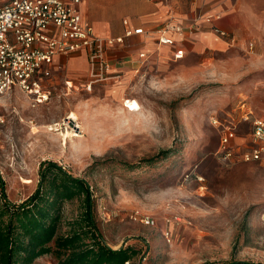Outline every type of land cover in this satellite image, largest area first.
Returning <instances> with one entry per match:
<instances>
[{
    "label": "rangeland",
    "instance_id": "1",
    "mask_svg": "<svg viewBox=\"0 0 264 264\" xmlns=\"http://www.w3.org/2000/svg\"><path fill=\"white\" fill-rule=\"evenodd\" d=\"M213 47L153 63L122 87L51 83L42 103L18 89L0 95L8 197L28 198L41 163L56 161L88 180L105 240L141 251L126 264L264 263V163L218 153L226 126L236 127L238 148L248 143L243 102L264 117V67L240 47ZM79 208L64 203L62 232ZM33 264L58 259L45 254Z\"/></svg>",
    "mask_w": 264,
    "mask_h": 264
},
{
    "label": "built area",
    "instance_id": "2",
    "mask_svg": "<svg viewBox=\"0 0 264 264\" xmlns=\"http://www.w3.org/2000/svg\"><path fill=\"white\" fill-rule=\"evenodd\" d=\"M80 1L0 0V95L18 89L38 103L48 101L52 95L49 82L52 72L48 66L56 55L79 50L88 52L89 77L80 84L86 90L122 77L121 72L114 70L108 52L122 45L126 37L145 33L144 28L127 29L124 35L116 37L99 35L78 9ZM199 19L197 16L189 25H183L170 18L159 27V43L173 45L177 37L186 38L193 33ZM212 30L221 37H230L219 27ZM183 57L184 50L178 49L175 58ZM76 85L66 81L68 88ZM241 107L242 120L250 123L248 143L238 148L236 127L226 126L218 153L230 162L238 159L264 163V117L255 116L245 102ZM140 219L146 224L152 221L150 216Z\"/></svg>",
    "mask_w": 264,
    "mask_h": 264
},
{
    "label": "crops",
    "instance_id": "3",
    "mask_svg": "<svg viewBox=\"0 0 264 264\" xmlns=\"http://www.w3.org/2000/svg\"><path fill=\"white\" fill-rule=\"evenodd\" d=\"M77 7L99 35L116 37L127 29L145 30L126 37L122 45L109 50L112 66L122 77L97 86L122 87L153 63L179 62L191 52L213 46L245 49L256 67H264V0H81ZM213 14L215 17H207ZM197 16L200 19L196 28L186 38L177 37L173 45L159 43L162 23L173 17L176 22L189 25ZM213 27L227 31L230 37L215 34ZM178 49L184 50L183 58H175ZM48 68L52 72L49 82L54 86L67 80L84 83L89 77L88 52L58 54Z\"/></svg>",
    "mask_w": 264,
    "mask_h": 264
},
{
    "label": "trees",
    "instance_id": "4",
    "mask_svg": "<svg viewBox=\"0 0 264 264\" xmlns=\"http://www.w3.org/2000/svg\"><path fill=\"white\" fill-rule=\"evenodd\" d=\"M153 160V159H149ZM36 190L21 202L12 201L0 177V264H33L53 254L58 264H126L141 251L132 245L112 247L102 235L91 186L56 161L41 163ZM79 202V212L61 231L66 201ZM207 264H264L226 260Z\"/></svg>",
    "mask_w": 264,
    "mask_h": 264
},
{
    "label": "bare ground",
    "instance_id": "5",
    "mask_svg": "<svg viewBox=\"0 0 264 264\" xmlns=\"http://www.w3.org/2000/svg\"><path fill=\"white\" fill-rule=\"evenodd\" d=\"M70 119H77V115L72 112L71 115L69 116ZM79 126V125H78ZM52 128V127H51ZM69 134V133H68Z\"/></svg>",
    "mask_w": 264,
    "mask_h": 264
}]
</instances>
